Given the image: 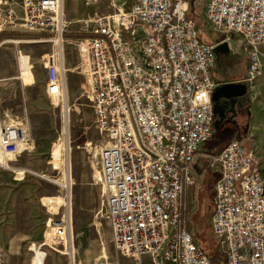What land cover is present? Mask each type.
Masks as SVG:
<instances>
[{
  "label": "built area",
  "instance_id": "built-area-1",
  "mask_svg": "<svg viewBox=\"0 0 264 264\" xmlns=\"http://www.w3.org/2000/svg\"><path fill=\"white\" fill-rule=\"evenodd\" d=\"M84 3L113 10L90 19V35L77 40V50L101 134L104 215L121 255L117 264H264L259 156L240 140L216 154L206 152L214 138L216 57L189 16L190 1ZM63 8L64 0H0V36L21 29L52 34L47 95L66 101ZM205 14L216 30L237 36L245 46L254 86L263 73L264 0H208ZM26 140L21 126L2 127L0 166L15 170L7 162ZM201 156L210 157L218 173L211 221L218 257L199 243L185 211L187 189H198L193 168ZM49 165L55 174L62 172L66 152L53 150ZM55 174L49 178L56 181ZM62 216L50 221L53 240L44 242L57 251L69 242L70 220Z\"/></svg>",
  "mask_w": 264,
  "mask_h": 264
},
{
  "label": "rangeland",
  "instance_id": "rangeland-1",
  "mask_svg": "<svg viewBox=\"0 0 264 264\" xmlns=\"http://www.w3.org/2000/svg\"><path fill=\"white\" fill-rule=\"evenodd\" d=\"M190 1L189 16L192 18L200 29L201 39L205 42L212 43L216 37H222L228 41L230 53L235 54L239 59L242 67H246L245 81L249 84L253 102L255 104V117L251 135L236 137L238 140L244 137L248 138L245 144L248 148L255 150L261 161L262 171L264 173V46L260 55L263 73L255 80L254 86L248 79V68L250 56L245 50V46L237 41V36L225 34L216 30L205 14V5L208 0H193ZM110 10L102 5L86 7L84 0H64V22H63V46L66 50L64 57L66 60V68L70 67L68 60L75 61L73 68L67 69L69 76L68 81V98L63 101L61 106L66 105V136L72 145L79 147L80 151L86 154V162L88 167L85 170L84 181L79 177L82 174L81 165L79 170L72 166V177L74 182L70 181V177L66 183L68 190V199L60 209H52L50 217L57 220L62 218L63 214H67L70 220V233L68 248L65 246L59 248V251L50 247V245H40L35 248H26L22 255L9 253L0 241V264H32L33 259L38 250H43L46 253L44 264H117L121 261V255L117 252L113 244L112 228L109 221L106 219L105 202L103 197H100L99 186L97 184L99 169L98 163L94 155H97V147L101 142V134L98 132L95 123L92 109L91 98L87 95L85 89V77L81 74L79 65L78 44L82 38L90 35L91 21L90 19L95 14H103ZM16 35V39L27 41L36 35L34 32L23 30L10 31ZM229 35V36H228ZM52 34H46V40L50 41L52 48L54 44L51 40ZM227 38H229L227 40ZM230 40H232L230 45ZM8 42L4 50L7 52L6 60L0 64V99L3 96L2 86L9 84L12 86L11 91L14 94L22 93V84H27V73L22 70L21 64L24 55H17V51H23L28 46L26 42ZM49 44V45H50ZM5 46V45H4ZM216 57V56H215ZM36 74L33 80L34 91L45 88L43 81V70L36 69ZM71 70H73L71 72ZM74 96V99L71 97ZM70 98V99H69ZM68 100V102H67ZM68 118L70 123L67 124ZM215 113L213 118V128L215 125ZM224 137V136H223ZM223 137L216 135L207 144V154H216L222 150L230 141H223ZM226 137V136H225ZM82 159L78 160L77 164H81ZM97 166H94V164ZM93 165V166H92ZM194 177L197 180L198 189L190 187L187 189L186 199V214L189 218V228L195 233L197 240L202 247L214 257H218L219 245L217 238L212 233V215L214 211V196L215 184L218 179V173L210 166V157L201 156L195 163ZM6 169L0 166V170ZM44 171L52 175L50 168H28ZM50 170V171H49ZM5 171V170H4ZM53 174H55L53 172ZM68 174V173H67ZM14 175V174H12ZM56 178L65 177L63 174H55ZM21 176V175H20ZM19 177V176H18ZM45 179V178H44ZM64 180V179H62ZM45 184H49L45 180H41ZM64 182H62L63 184ZM62 184L55 185L56 190L62 188ZM51 185V184H49ZM62 185V186H60ZM72 185V187H71ZM71 188V189H70ZM57 202L60 199L57 198ZM62 202V201H61ZM56 208V207H54ZM46 238L49 237L48 227L46 228ZM45 238V240H46ZM50 242H52V238ZM45 242V241H44ZM67 250V251H66ZM61 251V252H60ZM124 260V259H123ZM128 263V261H123Z\"/></svg>",
  "mask_w": 264,
  "mask_h": 264
},
{
  "label": "crops",
  "instance_id": "crops-1",
  "mask_svg": "<svg viewBox=\"0 0 264 264\" xmlns=\"http://www.w3.org/2000/svg\"><path fill=\"white\" fill-rule=\"evenodd\" d=\"M195 1L192 2L195 3ZM35 34L27 41L16 39V35L10 32L0 36V44L1 41L4 42L0 45V64L6 60L7 52L4 48L8 42L14 43L19 40L18 42L28 43L23 51L16 52L17 55H24V58L20 57L22 59L21 68L26 71L28 82L22 84L20 95L14 94V90L11 91L10 84L9 86L4 84L2 86L3 96L0 99V129L8 124L19 125L25 130L27 137L20 151L7 162L9 167L15 170H0V241L9 253L19 255H22L26 248L32 249L44 245V241L47 240L46 228L53 219L50 217L52 209H60L68 199V190L65 185L69 177L70 181L74 182L71 176L72 166L74 165L75 169L79 170L81 165L82 174L79 177L83 181L85 170L88 167L85 152L80 151L76 144L72 145L66 136L67 104L61 106L63 101L59 98H50L47 95L46 60L54 48L50 41L46 40L45 33ZM227 42L220 36L214 38L211 43L216 56L212 74L218 82V87L212 95L216 117L214 132L221 138L224 136L225 143L231 139H237L236 137L251 135L256 109L249 91V84L245 81L247 66L244 68L240 64L238 65L239 58L230 53ZM231 42L232 40H230V45ZM65 55L66 50H64ZM66 60L67 58L64 57L65 66ZM68 63L70 73L75 61L68 60ZM37 68L43 70L45 88L35 92L33 80ZM68 81L67 74L66 88L64 89L66 98H68ZM226 85H230V89L224 93H218ZM71 99H74V96ZM69 123L68 118L67 124ZM238 140L247 146L245 141L248 138L244 137ZM100 145L101 142L97 147V155L94 157L97 159L96 164L99 165L97 184L100 197L105 200L100 182L102 177ZM55 149H62L66 152V165L60 172L65 175L62 177L64 180L58 177L54 181L49 178L51 175L47 172L28 169L50 168V154ZM80 159H82V163L77 164ZM93 164L96 166L95 163ZM41 180H45L51 185L45 184ZM62 182L64 183L62 184ZM59 184L63 186L60 185L62 188L56 190L55 185ZM57 198L60 199V202H57Z\"/></svg>",
  "mask_w": 264,
  "mask_h": 264
},
{
  "label": "bare ground",
  "instance_id": "bare-ground-1",
  "mask_svg": "<svg viewBox=\"0 0 264 264\" xmlns=\"http://www.w3.org/2000/svg\"><path fill=\"white\" fill-rule=\"evenodd\" d=\"M45 257H46V253L43 250L42 251L38 250L35 255V258L32 261V264H44Z\"/></svg>",
  "mask_w": 264,
  "mask_h": 264
},
{
  "label": "water",
  "instance_id": "water-1",
  "mask_svg": "<svg viewBox=\"0 0 264 264\" xmlns=\"http://www.w3.org/2000/svg\"><path fill=\"white\" fill-rule=\"evenodd\" d=\"M230 85H226V86H224L223 88H221L219 91H218V93H224V92H226V91H228L229 89H230Z\"/></svg>",
  "mask_w": 264,
  "mask_h": 264
}]
</instances>
